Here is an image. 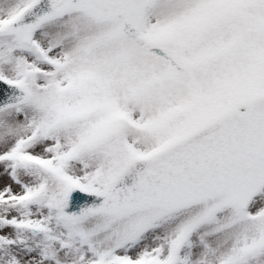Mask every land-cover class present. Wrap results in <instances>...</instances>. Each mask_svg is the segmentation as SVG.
Listing matches in <instances>:
<instances>
[{"label": "snow or ice", "instance_id": "6c2138e0", "mask_svg": "<svg viewBox=\"0 0 264 264\" xmlns=\"http://www.w3.org/2000/svg\"><path fill=\"white\" fill-rule=\"evenodd\" d=\"M0 264H264V0H0Z\"/></svg>", "mask_w": 264, "mask_h": 264}]
</instances>
